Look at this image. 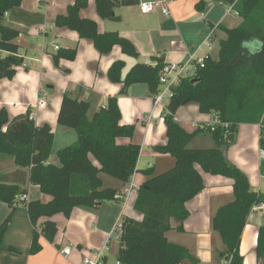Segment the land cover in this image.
I'll return each instance as SVG.
<instances>
[{"label":"trees","instance_id":"16d2710c","mask_svg":"<svg viewBox=\"0 0 264 264\" xmlns=\"http://www.w3.org/2000/svg\"><path fill=\"white\" fill-rule=\"evenodd\" d=\"M100 19L118 21L115 9L136 5V0H93ZM222 4L234 3V10L241 23L233 29L222 28L225 39L219 42L217 60L209 59L193 77L182 78L173 88V95L165 108L164 125L166 143L154 146L157 154L175 159L172 169L154 175L151 169L144 171L146 180L137 190L133 209L142 215L141 221L124 217L121 244L116 260L121 264H180L184 260L195 262L188 251L171 244L166 234L171 229L170 220L180 224L188 217L186 203L203 190L201 172L222 176L232 182L233 200L220 207L212 219V229L220 236L224 250L222 262L244 264L239 253L241 234L254 205L264 204V194L251 191L247 177L226 158V151L235 141L239 124H264V0H208ZM21 0H0V80H11L15 68L22 64L17 57L18 47L13 41L19 32L5 25V15L18 7ZM88 0H74L63 15H58L55 25L76 32L80 39L90 41L100 55L109 54L119 47L123 55L138 59L132 42L115 32L99 33L97 24L80 17ZM206 2L195 5L202 12ZM250 43H260V49L248 50ZM76 49L59 50L53 56L57 66L60 59L73 61ZM153 65L135 63L122 77V61H115L107 71L112 84L121 85L120 95H127L135 84H145L150 97L159 89V72L164 65L161 59H153ZM194 104L199 113L211 114L218 121L229 124L225 129L216 126L207 130L214 143L213 148L194 149L189 145L202 131L187 132L174 116L181 107ZM89 103L78 101L65 92L57 117V124L73 130L76 141L57 151L59 164L49 163L53 148L51 128L44 124L37 127L27 111L9 117L6 109H0V156L13 159L15 165L29 169V183L38 186L41 193L50 197L42 203L19 201L25 191L17 186L0 183V202L12 211L19 203L26 204L27 215L34 227L30 254L42 250L39 238L54 241L57 228L50 219L57 215L69 218L76 207L96 208L116 199L118 191L104 187L101 174L116 179L122 185L129 183L136 170L140 147L136 144H120L121 139H131L135 125L121 124L117 97L108 98L106 104L87 117ZM264 129H261L263 136ZM263 147L264 139H260ZM96 163V164H94ZM41 219H46L39 225ZM10 215L0 224V245L6 232ZM181 230V226L178 227ZM255 255L264 264V226L257 231Z\"/></svg>","mask_w":264,"mask_h":264},{"label":"crops","instance_id":"0c3cea01","mask_svg":"<svg viewBox=\"0 0 264 264\" xmlns=\"http://www.w3.org/2000/svg\"><path fill=\"white\" fill-rule=\"evenodd\" d=\"M73 1L21 0L18 7L6 13L5 25L19 32L13 43L18 47L17 57L22 64L15 68L16 74L11 80H0V109H6L9 117L29 111L37 127L46 124L51 128L52 150L56 147L59 151L76 141L73 130L57 124L65 92L78 101L89 103V119L106 104L108 98L117 97L121 124L135 125L133 137L121 139L119 143L140 147L132 178L135 190L131 194L134 193V196L131 199L130 194L129 202L127 200L133 206L137 190L146 180L144 171L151 169L154 175L162 174L173 168L175 159L152 151L154 146H162L167 140L162 119L164 107L153 106L145 84L132 85L127 95H120L121 85L112 84L107 79L109 67L115 61H122L124 68L121 75L124 77L135 63L146 64L149 61L153 65V59H161L164 63L186 59L187 53L199 46L211 32L212 48L210 51L203 49V52L215 60L213 51L218 57L219 42L225 39L222 28H236L241 19L219 2L204 1V10L197 12L195 5L199 0H136V5L115 9L118 21H104L98 16L94 1L88 0L80 17L93 20L99 33L115 32L132 42L139 55L137 60H133L123 55L119 47H114L107 55H100L90 41L80 39L76 32L58 28L56 17L65 14L67 6ZM143 2L155 4L153 13H140L139 4ZM163 9L169 11L167 16L162 14ZM260 47V43L247 46L251 52ZM71 49L77 51L75 59H60L55 66L53 56L59 50ZM7 55V52H0V56ZM174 120L187 132H193L196 125L212 124L215 116L201 114L196 105L189 104L177 110ZM261 129H264L261 123L239 124L235 141L226 151L227 160L247 177L251 191L256 194H264V156L260 157V151L264 153V145H260L264 134L261 135ZM190 147L209 149L214 147V143L207 132H201L192 140ZM49 163L58 165L59 161L56 164L49 158ZM100 177L104 187L116 189L118 194L126 186L104 174ZM201 177L203 190L185 205L188 217L181 224L171 219V229L166 234L169 243L184 247L195 260L194 263L184 260L180 264H222L219 255L224 246L218 233L212 229V219L220 207L233 200L232 182L225 177L202 172ZM0 183L25 191L26 203L50 201V197L42 194L38 186L29 183V169L17 167L10 157L0 156ZM126 204L122 206L115 199L96 208L76 207L69 218L63 215L53 217L50 220L57 228L54 241L49 243L40 237L42 250L30 254L34 227L28 218L26 204L19 203L11 211L0 202V224L10 215L0 245V264H81L84 257L103 247L118 220L124 217L142 220V215L132 212ZM44 222L46 219H41L39 225ZM263 226L264 209L251 211L239 246L244 264H260L255 247L257 231ZM120 246L118 240L109 242L104 264H115ZM64 247L71 249L66 257L60 254Z\"/></svg>","mask_w":264,"mask_h":264},{"label":"built area","instance_id":"2783aa9c","mask_svg":"<svg viewBox=\"0 0 264 264\" xmlns=\"http://www.w3.org/2000/svg\"><path fill=\"white\" fill-rule=\"evenodd\" d=\"M203 1H208V0H203ZM222 5L224 6L226 5L228 12H233L234 14L237 15V12L234 10V3L228 5L227 4H222ZM154 9H155L154 3L143 2L139 4V10L142 15L151 14L153 13ZM162 14L167 16L169 14V11L167 9H163ZM54 48L58 49L57 46H55ZM211 48H212V32L202 41V43L199 46H197L194 50L189 51L187 53L186 59L164 63V65L162 66L159 72V78H158L159 89L157 93L152 97L154 107H164V111H165V108L173 95V88H175L179 84L182 78L193 77L198 70L204 67L205 62L209 59V55L206 52L204 53L203 49L210 51ZM146 64L152 65V63L149 61L146 62ZM150 118H151V114L147 118V124L149 123ZM163 118L164 117H162V119ZM216 126H221L225 129L229 128V124L222 123L218 121V119L215 117V121L212 124L196 125L195 130H199L202 132H207V130L213 131ZM263 156L264 153L261 150L260 157L263 158ZM134 174L132 175L129 183L126 184L122 192L116 196V199L120 201V204H122V206H125L131 192L135 190L132 179ZM18 199L20 202H22L23 200H25V196L24 195L20 196ZM263 209H264V204H259V205H254L251 211H260ZM121 232H122V220H118L114 225L113 229L111 230V232L109 233L108 238L105 244L103 245V247L101 249L94 251L91 256L84 257L81 264H104L105 251L108 250L109 242L111 240L119 241ZM70 251H71L70 247H64L60 251V254L66 257L70 254ZM115 264H121V262L116 260ZM222 264H228V263L222 262Z\"/></svg>","mask_w":264,"mask_h":264},{"label":"rangeland","instance_id":"374dc122","mask_svg":"<svg viewBox=\"0 0 264 264\" xmlns=\"http://www.w3.org/2000/svg\"><path fill=\"white\" fill-rule=\"evenodd\" d=\"M216 45H217V44H216ZM214 55H215V51H213V57L217 59V57H216L217 55H215V56H214ZM216 59H215V60H216ZM263 134H264V131H263ZM74 135H75V133H74ZM58 146H60L59 148H62L61 145H58ZM63 146H65V145H63ZM189 147H190V145H189ZM190 148H191V147H190ZM56 152H57V149H56V147H55V148L52 150V154H51L50 160L53 161L54 163L58 164V161H57V158H56ZM133 196H134V193L131 194L130 198L132 199ZM130 198H129V200H130ZM129 200H128V202H129ZM128 202H127V204H126V207L131 208L130 210H131L132 212L137 213V212H135V210L133 209L132 203H129V204H128Z\"/></svg>","mask_w":264,"mask_h":264}]
</instances>
